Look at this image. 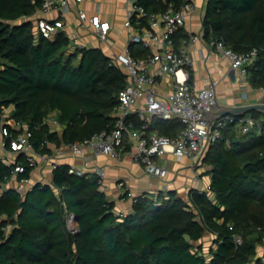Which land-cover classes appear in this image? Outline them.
I'll use <instances>...</instances> for the list:
<instances>
[{"label":"trees","instance_id":"trees-1","mask_svg":"<svg viewBox=\"0 0 264 264\" xmlns=\"http://www.w3.org/2000/svg\"><path fill=\"white\" fill-rule=\"evenodd\" d=\"M186 1L138 3L152 15ZM43 2L0 0V128L10 109L7 119L26 124L35 151L51 155V145L111 133L126 74L101 47L74 45L64 30L53 39L39 35L35 15ZM203 31L208 43L223 41L241 53L258 49L246 79L264 89V0H206ZM189 38L183 27L172 36L177 49ZM129 52L150 54L134 43ZM50 113L59 129L45 122ZM244 116L255 118L261 130L241 134L236 122L227 124L203 158L211 167L208 190H192L188 199L174 190L143 194L126 214L116 211L95 174H71L69 164L57 165L51 183L36 182L24 195L6 188L16 163L26 168L18 180L30 179L34 167L24 153L13 164L0 157V264H264L258 256L264 246V113ZM127 120L142 128L137 115ZM183 127L179 119L156 118L147 131L174 137ZM125 143L123 152L130 151ZM66 210L76 217V234L66 226ZM208 233L215 238L206 249L198 242Z\"/></svg>","mask_w":264,"mask_h":264},{"label":"built area","instance_id":"built-area-1","mask_svg":"<svg viewBox=\"0 0 264 264\" xmlns=\"http://www.w3.org/2000/svg\"><path fill=\"white\" fill-rule=\"evenodd\" d=\"M43 1L39 10L42 13L56 9H60L63 13L69 10L72 2L82 0ZM128 4L129 9L124 26L128 29L130 44H140L148 48L150 54L146 58H135L130 54L129 49H126L124 53H113L111 58L114 64L126 74V85L119 94V104L114 110L116 117L114 129L111 133L103 131L92 138L68 145L72 157L81 156L85 148H92L97 154L119 157L124 153L123 148L127 140L131 143L130 151L134 159L144 167L145 171L165 178L168 176V171L158 161L166 153H172L178 159L189 157L193 164L198 166L203 163V158L210 145L223 137V129L228 123L236 122L238 132L241 134L248 133L254 128L261 130L258 121L251 116H226L211 122L203 120L204 113L211 109L210 103L217 101L218 83L209 79L207 86L201 89L195 88L190 83L193 59L186 46L202 40L204 31L190 35L189 40L179 49L175 47L172 39V36L184 26L186 18L195 10L196 5L192 0H187L177 10L171 8L160 14L152 15H147L138 0H128ZM144 17H147V24L142 23ZM78 18L80 26L92 32L102 44L108 47L113 45L109 37L111 25L108 21L102 20L99 14L89 15L84 9H79ZM35 24L38 34L49 39H53L56 33L64 27L63 20L46 17H37ZM69 38L72 44L78 45L76 33L70 35ZM209 45L220 56L227 58L231 69L243 78L247 77L248 68L258 56L256 48L241 53L227 47L223 41H212ZM167 75L173 77L172 91L167 96H161L158 87ZM131 114L137 115L142 128L135 129L133 124L127 120ZM156 118L179 119L184 127L174 137L162 135L157 130L148 132V128ZM45 122L57 129L61 127L56 113H50ZM31 136L25 123L5 117L0 128V149L14 154L24 153L27 163L35 169L38 159L50 161L51 157L35 151L30 141ZM15 160L6 162L13 164ZM57 165L53 163L52 169ZM25 170L24 164L16 163L11 178L16 179V183L11 186L10 179L6 188L14 187L24 195L30 189V179L18 180L17 174ZM69 172L79 176L87 174L84 170L72 165ZM94 174L102 184L104 171L97 169ZM163 188L167 191L168 185ZM65 217L68 230L72 234L78 233L79 227L75 215L66 210ZM235 239L237 244L242 243L239 235H236Z\"/></svg>","mask_w":264,"mask_h":264},{"label":"crops","instance_id":"crops-1","mask_svg":"<svg viewBox=\"0 0 264 264\" xmlns=\"http://www.w3.org/2000/svg\"><path fill=\"white\" fill-rule=\"evenodd\" d=\"M192 1L196 8L186 18L183 26L189 35L203 31L206 6V0ZM79 9H84L89 15L97 13L102 20L110 23L109 37L113 43L111 47L102 44L92 32L80 26ZM128 9V0H82L72 2L66 12L62 13L60 9L51 10L47 13L38 11L35 18L46 17L63 20L64 27L61 30H64L69 37L76 33L78 46L101 47L108 56L112 57L113 53L120 54L129 49L128 29L124 26ZM186 49L193 59V66L190 69V83L195 88H204L209 79H213L218 83L216 96L220 104L236 106L264 100V89L252 88L246 78L240 77L236 71L231 69L228 59L216 53L206 40L202 39L195 43H189ZM172 84L173 77L165 76L158 87L159 95L167 96L172 91ZM51 148L50 161L38 159V165L30 178V188L36 182L51 183L53 163L58 165L69 164L89 174H94L97 169H102L104 171L102 189L107 198L115 204L116 211L124 212V214L132 210L134 197L143 194L156 196L158 192L165 191L163 188L165 185H168L167 191L174 190L178 195L188 199L192 190H208L212 180L211 167L204 163L196 166L189 157L178 159L172 153H166L159 158V164L168 171V176L161 178L147 173L144 167L134 159L131 151L116 157L97 154L92 148H85L83 154L75 158L71 156L68 145L61 148L51 145ZM16 155L0 149V157L7 162L16 159ZM10 182L13 186L16 179L13 178ZM214 238L213 234L208 233L198 244L203 242L205 248L208 249ZM205 240L208 242L205 243ZM262 247L264 248V246ZM258 256L264 257L259 252Z\"/></svg>","mask_w":264,"mask_h":264},{"label":"water","instance_id":"water-1","mask_svg":"<svg viewBox=\"0 0 264 264\" xmlns=\"http://www.w3.org/2000/svg\"><path fill=\"white\" fill-rule=\"evenodd\" d=\"M210 104L211 109H206L207 111L203 115V120H207L210 122L226 116L241 117L254 110L264 113V100L256 103L236 106L220 104L218 101H216V103ZM143 251L148 253L150 252V249L145 246Z\"/></svg>","mask_w":264,"mask_h":264},{"label":"rangeland","instance_id":"rangeland-1","mask_svg":"<svg viewBox=\"0 0 264 264\" xmlns=\"http://www.w3.org/2000/svg\"><path fill=\"white\" fill-rule=\"evenodd\" d=\"M10 113H11V110L10 109H5L4 110L5 117H10ZM207 242L208 241L205 240V243H207ZM258 252H259V254H263L264 255V248L260 246L259 249H258Z\"/></svg>","mask_w":264,"mask_h":264}]
</instances>
